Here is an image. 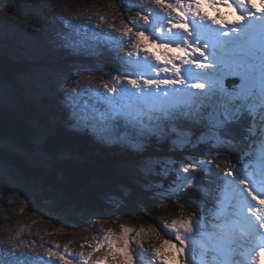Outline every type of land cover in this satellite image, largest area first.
<instances>
[{
	"label": "rangeland",
	"instance_id": "obj_1",
	"mask_svg": "<svg viewBox=\"0 0 264 264\" xmlns=\"http://www.w3.org/2000/svg\"><path fill=\"white\" fill-rule=\"evenodd\" d=\"M231 2L229 0V3ZM176 3L177 0H162L159 4L155 0L146 2L145 0H89L88 2L83 1L80 5H73L69 0H0V52L11 55L8 51L13 50L12 42L20 45L19 53L26 57L31 67L30 72L20 75V79L24 80L23 82L32 85L38 90L37 93L49 96L52 100L58 95L65 99V102H62L58 98L62 104L67 103L71 106L73 104L80 106L86 104L90 108L96 107L99 114V110L104 108V96L110 95L104 86L109 87V85L117 83L116 78L122 77L128 71H118L112 66L106 67L104 60L97 55L101 46L92 47L89 38L96 37V39L102 40V35L107 34V31L103 30L104 23L110 21L111 18L117 19L122 26L132 22L129 28H131L130 33L134 37H136L137 31H144L148 26V29L152 30L148 33L151 38L157 33L156 29L159 28L155 25L152 15L163 10L176 16L173 18L175 20H172L171 17L164 15V24L160 28L161 32L157 34L162 35L159 41L174 49L173 36L180 35L179 39L183 41L186 38L185 34H187L183 32V35L177 29L169 26V21L173 22L174 25L183 22L179 16L184 15V13L178 14L167 7L168 4L175 6ZM216 7L222 12H230L227 15L236 13L240 16L243 15L245 5L233 4L231 8L220 5ZM201 8L210 16L216 13L215 9H210L207 4H202ZM249 9L251 10V8ZM185 11H187V0H185ZM123 12L125 15H121ZM142 14L148 17L147 23L141 18L144 17ZM217 17L219 18V16ZM229 17L226 16V18ZM184 18L189 22L190 30H192V22H195V19L197 21L195 23L203 26L202 21L195 16L194 12H188ZM217 26L220 27L215 25L214 28ZM119 36L122 37V35ZM147 41L142 40V42ZM191 43L194 47H203V43L200 45L194 41ZM118 44L122 45V52L125 54L121 53L119 49H115L114 45L108 47L114 65L120 57L137 64V59H141L142 54L132 56L126 49L129 46L134 47L135 44L126 41L117 43L116 47ZM93 48L97 52L89 53ZM140 49L156 54L155 49L150 48L146 43ZM60 52L63 54L65 52H81L84 55L76 56L71 61L72 56L60 55ZM19 53H12L11 57L21 56ZM38 54L42 55L40 60ZM199 55L196 53L186 57L193 59ZM70 57L71 59H69ZM33 60L37 63L33 64ZM176 64L180 65V62ZM133 70L138 74V78L143 73L146 78L154 79L156 76L157 79H166L159 74L163 68L153 66V64L149 66L148 72H139L136 68ZM113 71L116 74H113ZM231 78H235V76ZM58 87H62L63 90L59 91ZM78 88L80 91H77ZM35 97L39 96L35 95ZM250 103L257 106L258 110L264 106V100L260 99L258 92L252 100L245 103L244 107L247 105L248 110H250ZM181 111L188 113L186 109ZM117 117L118 115L114 116L115 119ZM152 117L157 119L153 114ZM207 118L210 121L207 133L211 136L213 135L211 127H215L214 116L208 114ZM261 119L264 120V116ZM177 133L179 138L176 139L175 145L184 144L187 136ZM105 138V141L113 143L112 140L109 141V138ZM257 139L256 146L258 145ZM11 142L13 140H6L1 143L6 146ZM121 147L139 150L142 144L135 148L121 144ZM21 152L28 157L31 164L46 171L50 169L49 156L40 150H36L34 153L27 150ZM254 161L252 157V162ZM151 164L152 162L149 160H144L140 166L126 163L123 171L133 173L134 169L138 171L140 167H148ZM164 167L167 169L170 166ZM198 167L203 169L202 162L198 163ZM258 168H263L259 162L256 165L250 164L248 168H240L246 176H251V183L254 188V180H264V178H259ZM143 169L146 170V168ZM208 169L209 166H206L205 174L200 178L202 182L208 180L206 173ZM181 176L184 177V175ZM172 186L171 184L165 189L170 191ZM41 187V184L35 181L32 184H25L23 180L16 178L10 171V166L0 159V198L4 201V205L0 208V264H55L57 261L61 264H77V259L73 256L84 253L88 249L87 247L92 245L99 247L94 252H99L100 256L108 257L111 261V256L112 254L115 256V252L123 254L121 249L124 248L125 240L129 242L126 251L131 257L128 264H140L142 260L147 264H162V262L168 264L164 257L165 244L163 243L168 237L157 225L149 222L148 224H135L121 218L116 213L106 215L102 212L95 213L85 209L77 210L80 205L79 202L68 201L62 196L61 200H56V203H64L66 210L68 209L67 213L52 209V203L44 202L45 204L36 206L30 201L35 194H41L43 190ZM122 190H124V186L121 183L116 184L115 187H109L102 200L106 203L115 204L120 201L118 191ZM226 194L228 195L222 198L219 206L213 207V225L210 230L204 229V224L196 219L192 223V232H197L200 239L193 241L190 256L191 264H208L209 261H213V257L218 258L220 264H247L245 260H248V257L244 256V259L235 257L226 242L215 235L217 231L222 232L234 222L229 217H233L235 213H244L238 201L231 196L228 190ZM244 209L247 211L246 208ZM9 218L13 219V222ZM173 220L193 219L187 214L170 215L169 225ZM212 233V238L215 241L209 237ZM176 234L185 236L186 232L180 229L179 231L176 230ZM189 234L191 233H188V236ZM171 241L177 243L176 240ZM157 249L161 253L159 257L155 255Z\"/></svg>",
	"mask_w": 264,
	"mask_h": 264
},
{
	"label": "trees",
	"instance_id": "obj_2",
	"mask_svg": "<svg viewBox=\"0 0 264 264\" xmlns=\"http://www.w3.org/2000/svg\"><path fill=\"white\" fill-rule=\"evenodd\" d=\"M69 1L77 5L89 0ZM15 58L23 64L24 60L19 61L18 57ZM27 69L28 67H21L0 52V143L13 140L31 153L39 149L50 157H48L50 169L46 171L31 164L20 149L0 152V159L8 164L12 174L23 180L25 184H32L36 180L44 182L41 194H35L30 201L36 206L52 203V209L67 213L68 209L66 210L64 203H56L59 197L55 191H58L63 194L62 196L65 195L79 202L77 210L85 209L106 215L116 213L135 224L149 222L157 225L167 237L171 238L172 232L162 225L170 215L189 213L191 217L201 220L204 218L205 225L211 223L210 212L205 203L212 197L211 185L207 183L203 190L195 180L194 187L191 184L179 187V192L182 193L179 200L173 198V192L167 193L165 188L177 180L174 177L175 170L180 166L187 167L190 162L207 159L211 163L212 172L215 164L226 167L232 162L236 163L240 158L243 159V153L250 158L252 137L248 120L244 118L233 125L234 135L228 137L226 142L216 129L215 137L210 138V142L201 135L188 133L186 144L174 147L173 142L177 136L174 137L175 134L172 132L170 134L165 132V140H149L148 143H144L140 152L124 150V147L116 143L111 146L103 143L102 139L96 141L87 134V131H77V135L76 133L71 135L69 127L72 128V120H63L66 119L68 109L62 106L58 109L55 102H49L43 95L36 94L32 90L39 96L33 101L28 95V84L22 86L18 79H15L17 73L20 75ZM23 91H26L29 98L24 97ZM49 103L53 108H50ZM9 104H12L17 114L12 112V116L10 115ZM242 115H244L243 110ZM18 122L24 125L22 130ZM175 123L179 124L178 121ZM34 126L44 128V132L38 137ZM164 126L167 130L168 122L165 121ZM16 127H19V131ZM204 127L205 122L202 120L201 124H194L190 131H203ZM100 131L99 134L104 138L107 134L104 130ZM127 156L139 162L142 158L154 157L152 166L147 167L150 174L135 169L133 173L123 171ZM135 159L132 161L135 162ZM160 162L171 165L166 169L167 172H163L164 166L161 167ZM120 183L124 186V190L118 191L120 201L115 204L104 202L102 197L109 187H115ZM192 203L196 205L195 209ZM3 205L4 201L0 198V208ZM185 209H192L193 212H187ZM10 221L13 222V219ZM170 259L173 264L177 262L183 264L179 257L170 255Z\"/></svg>",
	"mask_w": 264,
	"mask_h": 264
},
{
	"label": "snow or ice",
	"instance_id": "obj_3",
	"mask_svg": "<svg viewBox=\"0 0 264 264\" xmlns=\"http://www.w3.org/2000/svg\"><path fill=\"white\" fill-rule=\"evenodd\" d=\"M155 2L159 4L162 0H155ZM202 4H207L210 9H215L217 14L219 13L217 5L225 8H231L233 4L251 5L252 9L256 8L253 0H232L231 3L229 0H187V11H185V0H177L175 6L168 4L167 7L178 14L184 13L179 16L183 22L172 25V27L182 29L184 33H187V38L183 40V46L176 43L175 48L172 49L168 44L159 43L158 38H150L146 31H137L135 47L137 55H139L142 46L140 41L149 40L154 47L161 50V55L152 54L154 60L159 62L162 57H168L164 60V64L171 65V68L165 67L164 71L173 72L176 79L146 78L143 73L139 79L131 78L129 73H125L122 77L118 76L116 78L117 87L104 86L110 95L104 98V108L99 110V114L96 107L90 108L86 104L84 106L72 105L70 111L75 113L72 116V128L77 131L103 129L113 143L126 144L135 148L146 143L152 137L165 135V126L160 123L164 117L172 121H182L187 116L189 123L178 124L177 127L190 131L198 110L207 105L213 110L220 137L226 142L228 137L234 135L233 125L242 120V109L245 103L252 100L257 92L260 99L264 100V0H260L261 7L258 17L254 16L248 7H244L243 15L239 16V20L232 22L235 26L228 31H222V27L226 24L223 17L218 18L217 15L208 17L207 13H202ZM188 12H194L201 21L207 17L212 24L220 25L221 28L204 32L200 31V24L192 22L193 27L190 30L189 22L184 18ZM141 18L147 23V16ZM169 24L171 25L172 22L169 21ZM129 32H131V28L126 29V34ZM156 32H161V29L157 28ZM193 41L197 45L203 43V48L207 50L208 54L205 55L200 46L194 47L191 43ZM189 48L193 53L200 55L193 59L181 55L169 57V51L188 54ZM164 49H169V51H163ZM200 57L208 62H202ZM174 60L182 61L184 65H194L200 71L193 79L203 80L204 83L188 84L189 76L184 74L181 65L173 63ZM234 76L239 77L240 84L234 86L230 91L225 85V80ZM123 81H127V85L131 87L126 86ZM169 86H171L170 90L165 92L164 89ZM193 89L196 91H192ZM77 91L80 89L78 88ZM162 93H164L163 96ZM185 108L190 112L181 111ZM145 112L155 115L157 122L145 126L140 119ZM117 115L123 119H115L114 116ZM16 149L26 151L23 145L15 141L6 146L0 143V152ZM197 168L198 163L193 161L187 167H183L181 171L188 173L191 169L192 172H195ZM222 179L226 182L225 187L231 196L238 201L240 208H246L251 217L258 222L259 229L264 230V217L253 211L252 204L248 202L250 197L251 201L264 207V182H261L259 190L252 187V183L244 171L235 165L231 170H226ZM193 222H195V218L193 220H173L171 227L177 231L183 229L184 232L191 233ZM253 227L251 221H248L247 228L250 230ZM175 239L179 242V247L175 242L167 239L163 243L170 249H175L178 254L184 255L187 264L189 247L187 241L190 237L177 235ZM128 243V240H125L124 248L121 249L124 255L122 264H128L131 259L126 251ZM155 255L161 256L158 249L155 250Z\"/></svg>",
	"mask_w": 264,
	"mask_h": 264
},
{
	"label": "bare ground",
	"instance_id": "obj_4",
	"mask_svg": "<svg viewBox=\"0 0 264 264\" xmlns=\"http://www.w3.org/2000/svg\"><path fill=\"white\" fill-rule=\"evenodd\" d=\"M146 1H148V0H145V2ZM253 2L254 3L257 2L258 5H261L260 4V0H254ZM245 7L251 8V5H245ZM151 8H152V5H151ZM201 11H202V13H207L202 8H201ZM137 12H139V11L137 10ZM256 12L260 13L259 11H256ZM229 13L230 12H226L225 13V11L222 12V11L219 10V13L217 14V12H216L215 15L225 18L227 16V14H229ZM121 15H125V13L123 12ZM164 15H167V16L171 17L172 20H175L173 18L176 15L168 14L167 12H164L163 10H160V12H158L157 14H153L152 15L153 18H154L153 20H154L155 25H157L159 28H161L163 26V24H164V21H163V16ZM207 15H208V17H211L208 13H207ZM142 16H145V15L142 14ZM155 17H157V18L155 19ZM194 21L197 22L196 19ZM131 24H132V22H130L129 25L122 26L117 21V19L111 18L110 21H106L104 23L105 26H104L103 30L107 31V34L105 36L102 35V40L96 39V37H91V39L89 38V43H90V45H92V47L98 46V45L101 46V48L98 49L99 54H97V55H99L100 57L109 58L113 62L112 57L110 55V52L108 50L109 46L114 45L115 49H119L121 51V53H123L122 52L123 51L122 50V45L118 44L117 47H116L117 43H123V42H126V41L130 42L131 44H135V45L137 43V38L132 36V34L130 32L126 34V29H128ZM202 24H203V26L207 25V27L210 28V29L215 27V25L212 24L211 20L208 19L207 17L202 21ZM172 25H174L173 22H172L171 25L169 24V26H171V27H172ZM203 26L201 25L200 30H202ZM172 28H174L175 30L177 29L175 27H172ZM144 31H146V34H148L149 32H152L151 29H148V26H147V28H145ZM177 31H179V32H181V34H183V30L182 29H177ZM119 35H122V37L119 36ZM161 36L162 35L155 33V35L153 37H151V38H158V42L162 43L161 41H159ZM179 36L180 35L173 36L174 37L173 38L174 40H172V44L173 45H176V43H180L183 46V41L179 39ZM185 36L187 38V34H185ZM113 43H115V44H113ZM140 43H141V45L146 43L147 45L150 46V48L155 49V51H156L155 55H161V50L156 48V47H154L150 43L149 40L147 42H142V40H141ZM11 45H13L12 46L13 50H9V52L11 54L15 53L16 51L19 52L20 45L18 46L17 44H14L13 42H12ZM126 49L128 50L129 54H131L132 56L137 55V49H136L135 46L134 47L129 46ZM201 50L206 52L205 55L208 54L207 50L205 51V49L203 47L201 48ZM163 51H169V49H164ZM91 52L96 53L97 50L95 48H93V49H91L89 51V53H91ZM123 54H125V53H123ZM139 54H142V56H141V59H137V62H136L137 64H133L134 62H130V61L125 60V59L120 57L115 62L116 65H114V66L111 65V66L113 68H116V70H118V71L127 70L128 73L131 74V78L139 79L138 78V74L133 69L136 68L139 72H148L149 66L151 64H153V66H159V67L163 68V70L159 71V74L162 77H166V79L176 78L173 72L164 71L165 67H167L169 69L171 68V65H167L166 66L164 64V60L167 59L168 57H162L161 61L156 62L154 60L153 56H152L153 53L149 52L148 50H141L140 49L139 50ZM190 54H196V53H193L191 48H189L188 54H186V53L182 54V52H179V51H176L175 53L169 51V57H171L173 55L187 56V55H190ZM64 55L72 56V58H75L76 56H83L84 53H81V52H79V53L65 52ZM69 59H71V57ZM202 60H203V58H202ZM177 62H180V65H181L182 69L184 70V74L189 76V80L187 81L188 84L196 83V82L204 83L203 80L196 81L195 79H193V77H195L197 75V73L200 71V70L196 69L194 65L189 66V65H184L182 61H175V60L173 61V63H177ZM207 62L208 61L204 60V63H207ZM112 73L116 74L115 71H113ZM154 79H157L156 76H155ZM22 82L23 81H21V84H22ZM123 83L126 86L131 87V86L127 85V81H123ZM141 83H142V81H141ZM117 86H118L117 83H114V84L109 85V88L117 87ZM161 87H164V86H161ZM176 87H179V85H176ZM170 88H171V86H169L168 88H165V89H167L169 91ZM57 89L59 91L63 90L62 87H58ZM192 91H196V90L193 89ZM26 94H27L26 91H24V97L25 98H29V96H30V97H32L33 101H35L36 97H35V94L33 92L28 91V95L29 96H27ZM163 94L164 93H162L161 95L163 96ZM43 96L45 98H47V100H49V102H52V101L55 102L54 101L55 100L54 97H53L54 100H52V98H50L49 96H46L44 94H43ZM106 96H108V94ZM106 96H104V98ZM49 105H50V103H49ZM56 105H57L58 109H59V106L64 107L63 104L61 105V102L59 101V99H56ZM50 108H53V107L50 105ZM247 108H248V106H247ZM249 108H250V110H248V113H246L245 119L248 120V124H249V127H250L249 130L251 131V137H252V131L255 130V132L253 133V137H252V145H253V148H254L253 151L256 153V155L253 156V160H255L256 162H259L261 164V166H263V168H258L257 171H258L259 178H264V120L261 119L264 116V106H262L260 108V110H258L257 106H255L254 104L250 103ZM186 110L188 112H190L189 109H186ZM199 112L200 113L198 115H196L195 118H194V120H195L194 124H201V120L204 119L207 116V114H208V106L207 105L204 106L202 109L199 110ZM60 116L62 117L63 114H61ZM65 118L66 119H63V120H66V121L70 120V116H69L68 113L65 115ZM140 118L143 121V123H145L144 124L145 126H148V125H151V124H154V123L157 122V119H154L152 117V114L148 113V112H145ZM165 118L166 117L162 118L163 120L162 119L160 120V123H161L162 126H164V122L165 121L168 122V129L167 130L165 129V132H167V134H170L172 132V133L175 134L174 137L177 136L176 133L179 130H181V129L179 127H177L175 121H172V120H169V119H165ZM116 119H123V118L118 116ZM178 122H179V124L189 123V120H188V117L185 116L182 121H178ZM254 123H255V129H254ZM100 130H103V129H96V132H94V130H89V131H87V134L91 135L96 141H99L100 139H102L103 143H106V144L108 143L109 145L113 146L115 143H110V142L105 141L103 136H101V134H99V133H101ZM69 132H70L71 135H73L75 133H76V135L78 134L77 130H74L73 128L70 129V127H69ZM182 132L184 134L185 133L198 134V135H201L203 138H208L210 136L207 133L206 130H203V131L183 130ZM257 136H258V139H257ZM153 139H157V137H152L149 140H153ZM256 139L258 140V145H257L258 148L256 146V144H257L256 143ZM110 140L111 139L109 138V141ZM148 141L146 143H148ZM191 142H193V141H191ZM194 142H196V140ZM143 145L144 144H142V147L139 150H131V149H125V148H124V150L140 152L142 150V148H143ZM174 147H175V142H174ZM249 150L251 152H253L251 147H250ZM125 158H127V159H125V160H127L126 163L127 162H131L129 164H133L134 163L132 161V159H135V158H133V157L129 158L128 156L125 157ZM234 165L236 167H238V168H248V166H250V164H248L242 158H240V160L237 161L236 163L232 162L230 165H227L226 167H221V166L215 164L214 165L215 169H214V171L211 172L210 171L211 163H209V160L202 159V167H203L202 170H203L204 174H205L204 170H205L206 166H209V169L206 172L208 174V180H207V182H204L203 190H205V188H206L205 186H206L207 183L210 184L211 187H212L211 188L212 197L208 198L207 201L205 202L206 205H207V209H208V211L211 214L214 213L213 207L219 206V202L222 200V198L225 197L226 195H228V194H226V191H227V188L225 187L226 182L222 179V177L226 174V170H231ZM247 177L251 181V176L248 175ZM254 181H255L254 182L255 183L254 184L255 188L259 190L260 184H261V182H264V180H254ZM248 202L252 204L253 211H256L258 213V215H260L262 217L264 216V207H260L259 205L256 204L255 201H251L250 197L248 198ZM216 209H218V208H216ZM241 210L244 211V213H235V214H233V217H229V219H231L234 222L229 224V227H227L225 230H222V232L217 231V233H215V235L218 236L219 238H221L224 242H226L227 246L229 247L231 252L235 255V257H239L241 259L242 258L244 259V256L247 257V255H248L246 249L247 248H249V249L253 248L255 245L257 246V244H258L257 239H256L257 222L255 221V218L251 217V215H250V213H248V211H246L245 209H241ZM248 221H251L252 225H254V227L252 229H250V230L247 228V222ZM240 227L246 228L248 230V234H246L245 231L240 229ZM211 239L215 241V239H213V238H211ZM216 244H219V243H216ZM78 254H79L78 256H73L75 259H77V261H76L77 264H93L94 260L95 261H102V259H103V256H100L99 252L98 253L93 252L92 256H89V254H84V253H78ZM249 256H248V260H245V262L247 264H249V262H250ZM106 258H107V262H110L109 258L108 257H106ZM56 263L57 264H61L58 261L55 262V264ZM64 264H68V263H64ZM208 264H220V263L218 261V258L213 257V261H209Z\"/></svg>",
	"mask_w": 264,
	"mask_h": 264
},
{
	"label": "water",
	"instance_id": "obj_5",
	"mask_svg": "<svg viewBox=\"0 0 264 264\" xmlns=\"http://www.w3.org/2000/svg\"><path fill=\"white\" fill-rule=\"evenodd\" d=\"M229 86H232V85H229ZM9 110H10V115L12 116V112H15V114H17L16 113V110L12 107V106H10L9 107ZM15 121V123H17V121L16 120H14ZM19 123V122H18ZM20 125H21V129L20 130H22L23 129V127H24V125L22 124V123H19ZM16 129L19 131V127H16ZM32 146H33V144H32ZM33 148L35 149V147L33 146ZM36 150H38V149H35V151ZM47 174V173H46ZM36 182L37 183H40L41 184V186H42V183H43V188H44V182L43 181H39V180H36ZM45 186H48V185H45ZM41 187V188H42ZM55 194L57 195V197H59V199L61 200V196L63 195L62 193H60V192H58V191H55ZM62 197H65L68 201H71V202H74L75 200L74 199H71L70 197H67V196H62Z\"/></svg>",
	"mask_w": 264,
	"mask_h": 264
}]
</instances>
